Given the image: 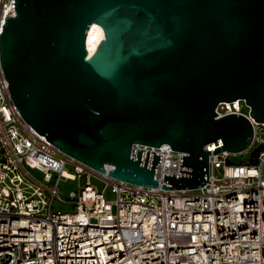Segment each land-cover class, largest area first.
I'll return each mask as SVG.
<instances>
[{
    "label": "water",
    "instance_id": "95a60500",
    "mask_svg": "<svg viewBox=\"0 0 264 264\" xmlns=\"http://www.w3.org/2000/svg\"><path fill=\"white\" fill-rule=\"evenodd\" d=\"M0 67L22 119L63 154L130 185L157 188L161 154L183 152L162 190L205 186L208 158L245 152L242 100L264 123V0H14ZM104 40L87 59L89 26Z\"/></svg>",
    "mask_w": 264,
    "mask_h": 264
},
{
    "label": "built area",
    "instance_id": "2783aa9c",
    "mask_svg": "<svg viewBox=\"0 0 264 264\" xmlns=\"http://www.w3.org/2000/svg\"><path fill=\"white\" fill-rule=\"evenodd\" d=\"M11 1L14 10V0H0V34ZM241 102L219 103L216 119L245 117L250 146H262L259 162L227 165L232 154L223 151L209 156L204 187L165 191L109 178L56 149L22 119L0 67V264H264V123L242 113ZM216 164L226 185H217ZM25 169L56 183H30ZM82 176L111 184L115 202L87 182L70 193L75 212L52 213L58 182ZM163 178L157 164L155 179Z\"/></svg>",
    "mask_w": 264,
    "mask_h": 264
},
{
    "label": "rangeland",
    "instance_id": "374dc122",
    "mask_svg": "<svg viewBox=\"0 0 264 264\" xmlns=\"http://www.w3.org/2000/svg\"><path fill=\"white\" fill-rule=\"evenodd\" d=\"M218 110L220 112H223V107H219ZM240 111L244 114H249L250 113V108L246 106L244 102L240 103ZM262 149V146L258 145L257 143H254L250 146V148L240 154H235V155H230L227 158V165H240V164H250V163H258L257 161V155ZM213 175L215 176L216 179H220L217 182V185H226L227 181L222 179V165L216 164L213 166ZM28 172V177H29V182L34 183L37 185H43V186H50L52 184L56 183V175L52 176V179L50 182H45L43 180V175L36 171V170H31V169H25ZM264 170V167H263ZM65 171L68 174H76L74 171L73 166L67 165L65 167ZM89 182L91 185L95 187V189L98 192L102 191V197L106 202L113 203L117 199V194L115 192H112V185L107 184L105 185L104 183L100 182L99 180H96L95 178H87L86 176H82L81 178H75V180H65L61 179L58 182V191H59V198L54 199L51 202V212L52 213H61V214H66V213H73L75 212V202L71 200L70 193H75L76 195L79 192V188L84 186L85 183ZM127 198H132L135 194H127ZM122 197L125 198V194L122 195ZM47 201L49 199L47 198ZM112 213H116V207L112 205Z\"/></svg>",
    "mask_w": 264,
    "mask_h": 264
},
{
    "label": "bare ground",
    "instance_id": "6f19581e",
    "mask_svg": "<svg viewBox=\"0 0 264 264\" xmlns=\"http://www.w3.org/2000/svg\"><path fill=\"white\" fill-rule=\"evenodd\" d=\"M12 1L10 5L7 7V10L4 12V16H15V10H12L13 5ZM104 40V34L101 27L95 23L91 24L89 26L86 41H85V47L87 51V59H90L94 56L96 53L99 45ZM254 120V119H253ZM255 121V120H254ZM133 149L161 154V165H159L162 174H168V175H178L179 174V159L178 156L180 152L178 151H172L171 148L167 144L161 145L159 148L154 147H148V146H134ZM226 152V151H225ZM210 157H213L215 155H209ZM106 172L104 175L108 176L109 171H111L113 168L106 166ZM164 180V178H163ZM163 186L171 187V185L164 183L163 181L159 183L157 188H162ZM190 190V189H189Z\"/></svg>",
    "mask_w": 264,
    "mask_h": 264
}]
</instances>
